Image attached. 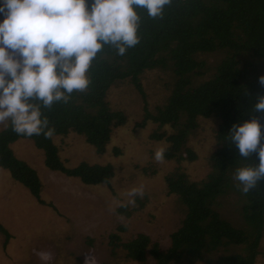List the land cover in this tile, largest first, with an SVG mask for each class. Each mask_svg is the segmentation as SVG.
<instances>
[{
	"label": "trees",
	"instance_id": "trees-1",
	"mask_svg": "<svg viewBox=\"0 0 264 264\" xmlns=\"http://www.w3.org/2000/svg\"><path fill=\"white\" fill-rule=\"evenodd\" d=\"M137 11L142 18L140 43L123 56L104 46L91 63L88 90L74 91L67 104L43 109L49 126L55 128L50 139L19 136L10 124L0 131V167L38 203L45 204L37 171L18 159L10 147L26 139L43 152L48 169L78 178L83 184L105 183L108 178L107 184L113 187L112 164L65 166L59 154L61 146L54 139L62 142L74 133L97 155H103L112 133L129 121L125 112L111 108L108 92L121 85L133 86L145 101L143 118L135 123L134 130L155 124L149 139L166 142L164 159L178 164L196 161L188 142L204 120L217 123V147L209 157L211 169L205 177L193 180L182 166L163 177L166 195H176L184 212L180 225L170 233L169 246L161 249L144 233L123 241L114 232L110 234L112 253L122 247L127 258L144 263L150 255L153 264H255L264 233V181L247 194L238 189L232 179L235 169L258 164L259 160L255 155L240 157L228 134L233 124L251 118L258 96L264 95L259 79L264 76V0H173L162 19L150 18L144 9ZM152 70L171 74V81L165 85L169 95L153 112L147 107L143 87L144 75ZM168 126L172 133L164 129ZM122 153L121 148H113L116 157ZM146 200L137 197L138 207ZM222 206L238 219L223 215ZM128 208L120 206L118 211L129 215ZM126 228L118 226L120 231ZM0 233L6 245L11 235L2 224Z\"/></svg>",
	"mask_w": 264,
	"mask_h": 264
},
{
	"label": "rangeland",
	"instance_id": "rangeland-1",
	"mask_svg": "<svg viewBox=\"0 0 264 264\" xmlns=\"http://www.w3.org/2000/svg\"><path fill=\"white\" fill-rule=\"evenodd\" d=\"M3 19L0 15V21ZM170 81L171 74L167 71L146 72L143 87L150 111L165 101L169 95L165 85ZM107 100L112 109L125 112L129 121L112 133L103 155H97L92 146L74 133L62 142L55 138L54 143L61 146L59 154L65 166L73 167L81 162L112 164L113 187L107 183L83 184L78 178L48 169L44 166L43 152L30 140L19 139L11 144L14 155L37 171L42 182L40 197L45 204L38 203L8 170L0 167V224L11 235L3 245L4 236L0 233V264H84L86 254L94 257L95 264H153L150 255L144 263L127 258L122 247L113 254L110 234L114 232L119 233L123 241L144 233L158 242L161 249L169 246L170 233L180 225L184 212L176 195H166L163 177L179 166L193 180L205 177L211 169L209 157L217 147V123L201 121L200 128L190 137L188 145L195 151L196 161L178 164L164 159L157 162L155 150L167 144L149 139L156 125L149 123L146 128L134 130L135 123L142 120L144 114L145 101L141 94L133 86L121 85L108 92ZM5 127L0 124V131ZM164 129L168 134L173 131L170 126ZM115 146L122 149L121 156L113 154ZM140 184L145 188L143 199L147 198L144 206L138 207L136 202L135 206L129 205V215L120 213L118 208L128 201L127 191ZM221 213L238 219V215L223 206ZM119 225H125L126 230L120 231ZM91 238L92 244L88 243ZM260 245L255 264H264V233ZM39 251L50 252L52 259L41 261Z\"/></svg>",
	"mask_w": 264,
	"mask_h": 264
},
{
	"label": "clouds",
	"instance_id": "clouds-1",
	"mask_svg": "<svg viewBox=\"0 0 264 264\" xmlns=\"http://www.w3.org/2000/svg\"><path fill=\"white\" fill-rule=\"evenodd\" d=\"M172 4L173 0H2L0 124H10L19 136L50 139L55 128L49 126L43 109L67 104L74 91L88 90L91 63L104 46L123 56L140 43L142 18L137 9L162 19ZM259 79L264 86V76ZM250 115L242 124H233L228 134L240 157L255 155L259 160L233 173L244 194L264 181V95L258 96ZM166 151L158 147L155 161L163 162ZM126 195L127 204L121 206H135L136 198L145 195L144 185L130 188ZM37 255L44 262L52 259L48 251ZM84 264H95L94 257L86 254Z\"/></svg>",
	"mask_w": 264,
	"mask_h": 264
}]
</instances>
